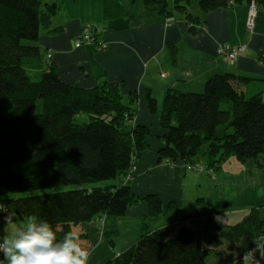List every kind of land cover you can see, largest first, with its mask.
Masks as SVG:
<instances>
[{
    "label": "trees",
    "instance_id": "obj_1",
    "mask_svg": "<svg viewBox=\"0 0 264 264\" xmlns=\"http://www.w3.org/2000/svg\"><path fill=\"white\" fill-rule=\"evenodd\" d=\"M242 1L172 0V9L168 0H142L163 16L184 13L193 34L199 23L194 6L209 12ZM255 1L264 6V0ZM62 11V0H0V216L47 220L57 240L75 231L90 249L85 222L124 216L141 201L150 206V215L162 214L158 194L141 196L118 181L136 170L151 147L149 138L161 144L159 162L188 164L207 157L219 170L234 157L260 165L264 88L256 92L248 85L262 79L216 73L202 92L167 89L161 109L147 93L148 110L161 131L153 134L137 121L140 94L127 90L125 82L102 79L84 88L61 79L39 41L54 31ZM87 28L96 43L103 41L99 28L83 31ZM182 219L147 229L107 264H213L211 257L224 244L233 249L232 264H243L244 253L264 236V217L256 208L235 225L218 222L210 206ZM0 260L7 264L3 254Z\"/></svg>",
    "mask_w": 264,
    "mask_h": 264
},
{
    "label": "crops",
    "instance_id": "obj_2",
    "mask_svg": "<svg viewBox=\"0 0 264 264\" xmlns=\"http://www.w3.org/2000/svg\"><path fill=\"white\" fill-rule=\"evenodd\" d=\"M62 2L63 11L53 21L54 31L45 33L39 41L57 66L61 79L84 88L93 87L102 79L125 82L127 90L134 89L140 94V110L144 111L146 123L140 117L137 121L153 125V134L161 131L156 115L148 110L147 92L153 94L157 90L162 99L164 90L169 88L201 91L210 76L224 72L262 79L248 87L256 92L264 88V9H259L254 29H248V0L209 12L194 6L192 13L199 21L195 34L189 30L184 13L174 11L171 16H163L158 13L159 7H148L142 0ZM168 2L172 8V0ZM88 26L104 30L101 39L107 44L105 48H98L89 42L81 47L75 46V39ZM225 45L244 46L246 49L235 59H229L220 53V48ZM157 78L163 80L159 86ZM149 143L151 147L142 154L133 177L129 180L119 177L118 181L129 183L141 196L158 194L165 208L175 205L174 214L166 218L168 213L165 212L164 218H151L148 205L142 202L129 207L124 216L103 215L85 222L83 229L93 241L90 249H86L90 253L88 264H107L133 245L140 231L138 222L142 219L149 218L155 222L153 229L181 219L177 209L184 208L185 202L178 187L182 177L190 176L188 173L191 171L182 162L170 164L165 159L159 162L157 150L161 144L155 138H149ZM259 160L260 165L254 159L242 163L231 157L221 164L214 175L208 173L212 195L216 197V200L212 196L209 199L217 202L222 198L225 206L222 208L205 197L197 199L203 198L213 204L216 217H220L223 224L239 223L252 208H256L262 216L256 205L260 196L257 193L254 195V188L264 182V158ZM238 167L242 172L238 171ZM248 188L253 190L251 203L247 202L244 194ZM232 190L239 192L238 201L229 197ZM2 218L0 216V236L9 235L12 227H5ZM15 222L16 226H21L27 221L17 217ZM224 245L229 252L224 254L221 248L218 254L211 257L213 264H232L233 249Z\"/></svg>",
    "mask_w": 264,
    "mask_h": 264
},
{
    "label": "clouds",
    "instance_id": "obj_3",
    "mask_svg": "<svg viewBox=\"0 0 264 264\" xmlns=\"http://www.w3.org/2000/svg\"><path fill=\"white\" fill-rule=\"evenodd\" d=\"M2 219L5 227H12L9 235L0 236V253L7 264H88L90 253L82 247L79 233L69 231L63 239L57 240L47 220H29L16 226L12 213ZM216 219L220 221V217ZM254 243L255 247L244 253L243 264L264 261V240L258 239Z\"/></svg>",
    "mask_w": 264,
    "mask_h": 264
},
{
    "label": "rangeland",
    "instance_id": "obj_4",
    "mask_svg": "<svg viewBox=\"0 0 264 264\" xmlns=\"http://www.w3.org/2000/svg\"><path fill=\"white\" fill-rule=\"evenodd\" d=\"M253 1V0H252ZM251 4V2L249 3V5ZM264 9V6H259L258 5V12H259V9ZM102 33H104V30L102 28H99ZM102 36V35H101ZM101 36H99L101 38ZM96 39L93 41L94 44L98 47V48H105L107 46L106 42L103 40L102 43L100 45L96 44L95 43ZM93 42H90V43H93ZM88 43V42H87ZM158 80H156V82L158 83L157 85L159 86L160 83L162 82L163 83V80H161V78H157ZM158 89V88H157ZM204 89H202L201 91H197V90H191V91H196V92H202ZM156 93H153L151 94L154 98H156L157 100V104H158V107L159 109L162 108V105H163V100H164V96H165V90H164V94H163V97L162 99L159 98L158 96V92L157 90H155ZM149 93V92H147ZM146 93V94H147ZM163 93V92H162ZM144 123H146V120H145V115H144V111L143 109L140 110V101H139V116ZM148 123V122H147ZM151 128L153 127V125L150 126ZM156 143V142H155ZM158 155V154H157ZM175 164V163H174ZM186 165V168L188 171H191L188 173V175L190 176H187V175H184L182 177V182H181V186L178 187V188H181V192H182V199L183 201L185 202L184 204V208L180 207L177 212V214H179L181 216V220H183L182 218L185 216V214H191L194 212L195 209H204V208H207V206H210V207H214L213 204H211L209 202V204L207 203L208 201H211L209 198L210 196H212L215 200H216V197H214L212 195V187H211V178H209L207 175L208 173L210 175H214V173L217 171L214 169V167H210L209 165V159L207 157L205 158H202V159H199L198 161H196L195 163L191 162V163H188V164H185ZM230 165V162L227 164V166ZM232 170V169H231ZM234 170V169H233ZM238 171L239 172H242L241 171V168L238 167ZM231 172H234V173H239V172H235V171H231ZM133 176H132V172H129L127 175H124L122 176V179L124 180H129V178L131 179ZM238 193L239 192H236V190H232L230 193H229V197L232 198L234 201H238L239 200V197H238ZM258 194L260 197L259 198V201L257 202V206L259 207V210L262 214V216H264V182L261 183L258 187L254 188V195L255 194ZM246 194V198H247V202L251 203V201L254 199V196H253V190L248 188L247 191L244 193ZM199 197H205L208 201H200ZM253 197V198H252ZM223 199H218L217 202L216 201H211L215 204H217L218 206L222 207L225 206V203L222 201ZM142 202H145V201H141L140 203ZM138 203V204H140ZM146 203V202H145ZM147 204V203H146ZM163 204V203H162ZM148 205V204H147ZM133 206H136L133 205ZM174 204H171L170 206H168L167 208H165L163 206V212L162 214H159L157 216H154V215H150L151 218H164L165 217V212H167L168 214H166V218H171L170 216H172L174 214L173 210H174ZM132 207V206H131ZM148 208H149V212H150V206L148 205ZM178 208V207H177ZM167 209V210H166ZM225 209V207H224ZM127 212V211H126ZM173 212V213H172ZM151 213V212H150ZM172 213V214H171ZM180 216L178 218H180ZM21 219H26L24 217H21ZM185 219V218H184ZM95 220V219H94ZM26 221H28L26 219ZM158 221V220H157ZM177 221V220H176ZM180 221V220H179ZM179 221H177L176 223H171L172 225L174 224H179ZM139 228H140V231H139V235L136 239V241L139 239L140 235L146 231L147 229H153L152 226H154L153 224L155 222L151 221L149 218H147L146 220H140L139 222ZM87 233V232H86ZM88 234V233H87ZM129 236H131L129 234ZM262 237V236H261ZM260 238V237H259ZM259 238H256V240H258ZM89 245H93V241L91 240V238H89V243H87ZM83 247V246H82ZM226 245H224L222 247V252L224 254L228 253V248H225ZM214 261H216V259H214Z\"/></svg>",
    "mask_w": 264,
    "mask_h": 264
},
{
    "label": "built area",
    "instance_id": "obj_5",
    "mask_svg": "<svg viewBox=\"0 0 264 264\" xmlns=\"http://www.w3.org/2000/svg\"><path fill=\"white\" fill-rule=\"evenodd\" d=\"M258 4L255 0L251 1V4L249 6V12H248V17H247V28L250 30H253L255 25H256V20L258 16ZM89 29H85L76 39H75V46L76 47H81L83 44L87 42H93L95 40L94 34H91V32L88 31ZM94 43V42H93ZM96 43V41H95ZM102 42H99L97 39L98 45H100ZM244 46H238V47H231V46H222L220 48V53L225 54L229 59H235L237 55L241 52L245 51ZM259 239L264 240V236L260 237ZM2 253H0L1 256ZM258 258V257H257ZM1 262V260H0ZM243 263V261H242ZM261 264H264V261H261Z\"/></svg>",
    "mask_w": 264,
    "mask_h": 264
}]
</instances>
